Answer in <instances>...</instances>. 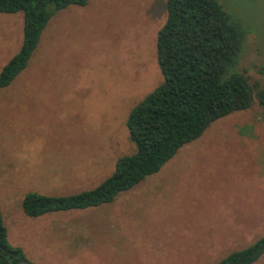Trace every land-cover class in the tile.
I'll return each mask as SVG.
<instances>
[{
	"label": "rangeland",
	"instance_id": "1",
	"mask_svg": "<svg viewBox=\"0 0 264 264\" xmlns=\"http://www.w3.org/2000/svg\"><path fill=\"white\" fill-rule=\"evenodd\" d=\"M218 4L243 33L235 71L264 90V0ZM164 16V0L56 11L0 89V215L8 243L32 264H213L264 234V109L255 100L110 203L22 213L25 193L89 190L134 152L125 122L162 82L155 39ZM21 25V13L0 14V69L20 47Z\"/></svg>",
	"mask_w": 264,
	"mask_h": 264
},
{
	"label": "trees",
	"instance_id": "2",
	"mask_svg": "<svg viewBox=\"0 0 264 264\" xmlns=\"http://www.w3.org/2000/svg\"><path fill=\"white\" fill-rule=\"evenodd\" d=\"M86 0H0V14L21 13L20 47L0 69V89L26 66L47 19ZM164 22L155 39L162 82L126 118L130 155L115 160L112 172L98 185L70 195L27 192L21 199L28 218L85 210L110 203L153 175L185 144L212 122L248 109L253 100L264 109V90L253 91L235 71L243 33L218 0H164ZM264 255V234L213 264H252ZM0 264H32L7 241L0 215Z\"/></svg>",
	"mask_w": 264,
	"mask_h": 264
},
{
	"label": "crops",
	"instance_id": "3",
	"mask_svg": "<svg viewBox=\"0 0 264 264\" xmlns=\"http://www.w3.org/2000/svg\"><path fill=\"white\" fill-rule=\"evenodd\" d=\"M175 154H176V153H175ZM159 170H160V169H159ZM150 176H151V175H150ZM148 177H149V176H148ZM142 181H143V180H142ZM140 183H141V182H139L137 185H139ZM137 185H135L134 187H137ZM134 187H133V188H134ZM229 253H230V252H229ZM227 254H228V253H227Z\"/></svg>",
	"mask_w": 264,
	"mask_h": 264
}]
</instances>
